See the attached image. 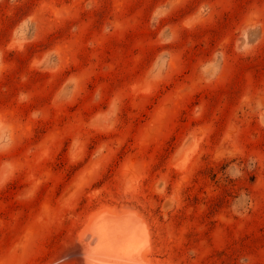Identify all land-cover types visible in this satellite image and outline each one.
<instances>
[{
    "label": "rangeland",
    "instance_id": "obj_1",
    "mask_svg": "<svg viewBox=\"0 0 264 264\" xmlns=\"http://www.w3.org/2000/svg\"><path fill=\"white\" fill-rule=\"evenodd\" d=\"M120 234L264 264V0H0V264Z\"/></svg>",
    "mask_w": 264,
    "mask_h": 264
},
{
    "label": "bare ground",
    "instance_id": "obj_2",
    "mask_svg": "<svg viewBox=\"0 0 264 264\" xmlns=\"http://www.w3.org/2000/svg\"><path fill=\"white\" fill-rule=\"evenodd\" d=\"M104 213L105 214V212L104 211H102L101 210V212L100 213ZM115 212V211H114ZM127 212H128V210H127ZM99 213V214H100ZM118 213V212H117ZM99 214L97 215V217L99 216ZM118 214H120V213H118ZM96 215V214H95ZM120 215H122V214H120ZM119 215V216H120ZM128 215V214H127ZM130 215V214H129ZM128 215V216H129ZM132 215H133V213H132ZM136 215V214H135ZM122 217H124V215H122ZM121 217V218H122ZM131 217H134V215L133 216H131ZM139 217V216H138ZM125 218V217H124ZM124 218H122V219H124ZM135 219V221L137 220L136 218H133L132 219V221ZM104 220V219H103ZM106 220V219H105ZM131 220V219H130ZM89 221V220H88ZM123 221V220H122ZM128 221V220H127ZM140 221V220H139ZM92 222V221H91ZM101 222H103L104 223V221H102L101 220ZM134 222V221H133ZM141 222V221H140ZM124 223H126V221H124ZM128 223V222H127ZM130 223V222H129ZM134 223H136V222H134ZM131 224H132V222H131ZM143 224V223H142ZM89 225V224H88ZM121 225V224H120ZM145 226V225H144ZM122 227V226H121ZM104 228V227H103ZM119 228V227H118ZM131 229V228H130ZM115 231V230H114ZM113 231V232H114ZM121 231V230H120ZM119 231V232H120ZM115 233V232H114ZM123 234H124V232H122ZM146 234V233H145ZM121 235L122 234H120V235H118V236H120V237H118V236H114V235H112V236H110V237H106L107 238V240L105 239V242H104V240H103V242L104 243H106L107 244V246H106V248L107 249H102V250H100V249H98L99 247L97 246V249H95L96 248V246H95V251L97 250H100L98 253H99V261H98V263H95V264H137V261L135 260V257L137 256H131V254H132V251L134 250V245H132V238L133 237H131V242H130V240L127 238V236L126 237H121ZM135 235H136V232H135ZM135 235H133V236H135ZM137 235H138V233H137ZM89 236H90V233H89ZM145 236V235H144ZM147 236V235H146ZM145 236V237H146ZM92 237V236H91ZM95 237V236H94ZM130 237V236H129ZM139 237V236H138ZM98 238V237H97ZM135 238V237H134ZM137 238V237H136ZM135 238V239H136ZM91 239H93V238H91ZM134 239V240H135ZM138 239V238H137ZM141 239V238H140ZM147 239H149V237L147 238ZM147 239H142V241L144 242L143 244L145 245V243H146V245H147V243H148V241H146ZM137 241V240H136ZM139 241V240H138ZM138 241H137V243H138ZM98 242V241H97ZM135 243V241L133 242V244ZM100 244H101V242H100ZM105 245V244H104ZM140 245V244H139ZM103 246V245H102ZM147 247V246H146ZM103 248H104V246H103ZM93 249V248H92ZM92 249H90V252L91 251H93ZM140 249V248H139ZM94 251V252H95ZM96 251V252H97ZM87 252H89V250L87 251ZM89 252V253H90ZM93 252V253H94ZM95 252V253H96ZM135 251H133V253H134ZM147 252H149V251H147ZM139 253H140V251H139ZM91 254V253H90ZM136 254V253H135ZM145 254V252H143L142 253V257H143V255ZM147 254V253H146ZM141 256V255H140ZM141 257V258H142ZM137 258H138V256H137ZM140 258V257H139ZM138 258V259H139ZM89 261H90V257L89 258H87ZM143 259H145V257L143 258ZM90 262H92V261H90ZM143 262H146V260L145 261H143ZM93 264V263H92ZM142 264H144V263H142ZM148 264V263H147Z\"/></svg>",
    "mask_w": 264,
    "mask_h": 264
}]
</instances>
